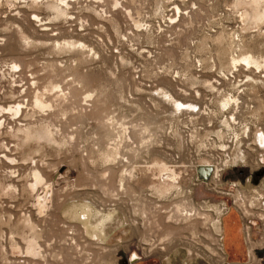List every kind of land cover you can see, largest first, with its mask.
I'll use <instances>...</instances> for the list:
<instances>
[{
	"label": "rangeland",
	"instance_id": "rangeland-1",
	"mask_svg": "<svg viewBox=\"0 0 264 264\" xmlns=\"http://www.w3.org/2000/svg\"><path fill=\"white\" fill-rule=\"evenodd\" d=\"M259 165L264 0H0V264H264Z\"/></svg>",
	"mask_w": 264,
	"mask_h": 264
},
{
	"label": "flooded vegetation",
	"instance_id": "flooded-vegetation-1",
	"mask_svg": "<svg viewBox=\"0 0 264 264\" xmlns=\"http://www.w3.org/2000/svg\"><path fill=\"white\" fill-rule=\"evenodd\" d=\"M232 170L236 174V179L231 182L230 195H232V200L227 204V213L223 219V243L224 241L226 242L227 259H229V249L231 248V244L234 243L237 240V236H239L240 230L238 228L239 224H241L249 255H251V252H254L259 258L260 263H264V246L260 245L261 239H263L261 229L262 226H264V193L262 198L258 201L255 199L254 202H251L249 199L252 197V193H255L258 189L264 190V187L261 186L264 180V165L247 169L236 168ZM239 192L245 193V200L239 198ZM236 194L237 196L234 197ZM229 219L233 220L235 228V235L232 237L228 232ZM247 237H249V241ZM252 245L253 247H251ZM201 261L198 260V262Z\"/></svg>",
	"mask_w": 264,
	"mask_h": 264
},
{
	"label": "water",
	"instance_id": "water-1",
	"mask_svg": "<svg viewBox=\"0 0 264 264\" xmlns=\"http://www.w3.org/2000/svg\"><path fill=\"white\" fill-rule=\"evenodd\" d=\"M213 172V167L210 165H201L198 168V181H209Z\"/></svg>",
	"mask_w": 264,
	"mask_h": 264
},
{
	"label": "built area",
	"instance_id": "built-area-1",
	"mask_svg": "<svg viewBox=\"0 0 264 264\" xmlns=\"http://www.w3.org/2000/svg\"><path fill=\"white\" fill-rule=\"evenodd\" d=\"M213 161H215V159H214ZM213 161H210V160H209V161L206 162V163H209V164L212 163V164H214L215 162H213ZM218 162H219V161H218ZM199 166H201V164H199L198 167H197L196 179H195L196 181H198V180H197V176H198V168H199ZM193 172H194V171H193ZM213 174H214V171L212 172V176H211V178H210V181H208V182H206V183H207V184L210 183V185H211L210 187H211V188H217L216 186H213V185H215V184H214V181L212 180V178H213ZM198 182H200V181H198ZM195 183H196V182H195Z\"/></svg>",
	"mask_w": 264,
	"mask_h": 264
},
{
	"label": "bare ground",
	"instance_id": "bare-ground-1",
	"mask_svg": "<svg viewBox=\"0 0 264 264\" xmlns=\"http://www.w3.org/2000/svg\"><path fill=\"white\" fill-rule=\"evenodd\" d=\"M244 60H246V61H249V58H244ZM216 168V167H215ZM220 171L222 172L223 171V168H221L220 169ZM164 175V174H163ZM172 175V173H171V171H170V173H168V176H171ZM215 175V174H214ZM174 176V175H173ZM220 176V175H219ZM165 177V176H164ZM170 178V177H169ZM241 203V202H240ZM251 243V242H250ZM223 250V249H222ZM141 257V256H140ZM140 257L138 256V254L136 253L135 255H134V258L131 260L132 262H135V261H137V260H139L140 259ZM212 263V262H211Z\"/></svg>",
	"mask_w": 264,
	"mask_h": 264
}]
</instances>
